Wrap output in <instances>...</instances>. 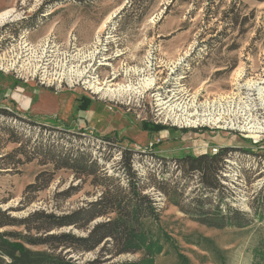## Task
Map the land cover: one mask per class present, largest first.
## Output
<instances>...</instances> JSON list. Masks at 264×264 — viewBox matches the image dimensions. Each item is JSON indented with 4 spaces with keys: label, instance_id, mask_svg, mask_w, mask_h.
Returning <instances> with one entry per match:
<instances>
[{
    "label": "rangeland",
    "instance_id": "obj_1",
    "mask_svg": "<svg viewBox=\"0 0 264 264\" xmlns=\"http://www.w3.org/2000/svg\"><path fill=\"white\" fill-rule=\"evenodd\" d=\"M6 11L0 211L22 224L0 234L73 264H264V1L0 0ZM211 143L236 148L216 187L173 159ZM115 185L147 196L140 248L62 239L115 217L85 219ZM219 211L233 225L202 221ZM64 216L75 224L50 227Z\"/></svg>",
    "mask_w": 264,
    "mask_h": 264
},
{
    "label": "trees",
    "instance_id": "obj_2",
    "mask_svg": "<svg viewBox=\"0 0 264 264\" xmlns=\"http://www.w3.org/2000/svg\"><path fill=\"white\" fill-rule=\"evenodd\" d=\"M264 1V0H256ZM233 146H220L216 153H200V154H191L185 153L182 156L174 157L177 167L182 168L185 174H188L189 177H198L200 181L207 183L210 186H217L216 176L218 171L222 167V161L224 157L227 156L229 152L234 150ZM247 153H250V150H244ZM126 155L123 161L127 173H130L131 176V164H130V155L131 151L127 150L124 152ZM74 162L79 163L81 160L74 159ZM61 167L75 169L77 172L84 171V167L79 166L78 168L71 163H61ZM91 165V164H90ZM135 176V175H134ZM105 187V186H104ZM113 188L107 186L105 188V194L103 202V208L95 210V205H92L91 208H88L85 213L86 222L114 213L115 217L108 220L107 222H100L95 224L91 230L88 232V235L83 238H75L71 235H63L62 239L70 241L71 243H76L82 246L83 251H92L101 244H107V238L111 240L117 239V235L121 234L124 239V244L121 249L117 250L114 255H119L122 253L130 252L134 249L140 248V234H138L135 227L136 218L140 214L142 203L147 200V196L142 195L137 187H134L133 197L125 198V196L120 192L119 186H112ZM216 217L212 215L203 214L204 218L213 217L211 220L203 219L205 224L210 226H215L222 228L224 226L233 225L231 218L218 212ZM46 218H51L52 216L46 215ZM75 219H72L71 216H64L58 219V222H55L53 227H62L65 225L75 224ZM21 221L16 219H11L5 217V214L0 211V227L1 226H11V225H20ZM239 224H242L239 222ZM248 224V223H247ZM3 236H9L4 238ZM141 236H143L141 234ZM19 236L16 234H0V264H73L69 261L58 256H54L51 253L43 251H32L29 248L25 247L24 243L21 242ZM40 239L28 240L32 245L42 244ZM74 245V244H73ZM131 264V263H130ZM146 264V263H144Z\"/></svg>",
    "mask_w": 264,
    "mask_h": 264
},
{
    "label": "bare ground",
    "instance_id": "obj_3",
    "mask_svg": "<svg viewBox=\"0 0 264 264\" xmlns=\"http://www.w3.org/2000/svg\"><path fill=\"white\" fill-rule=\"evenodd\" d=\"M12 12L11 11H6L4 13L0 14V24H2L3 22H5L6 20H8L9 18H11ZM15 16H13L12 18H14ZM104 89L102 88H97L95 92H102ZM119 90H112V89H106L105 94H110V92H112L113 94L117 93ZM192 123H195L194 121ZM201 123H203V121H201ZM191 124V123H190ZM193 125V124H192ZM257 130V129H256ZM250 131V130H249ZM253 131V130H252ZM260 132V131H259Z\"/></svg>",
    "mask_w": 264,
    "mask_h": 264
},
{
    "label": "built area",
    "instance_id": "obj_4",
    "mask_svg": "<svg viewBox=\"0 0 264 264\" xmlns=\"http://www.w3.org/2000/svg\"><path fill=\"white\" fill-rule=\"evenodd\" d=\"M218 146L210 145V144H203L198 147V153H216L218 150Z\"/></svg>",
    "mask_w": 264,
    "mask_h": 264
},
{
    "label": "crops",
    "instance_id": "obj_5",
    "mask_svg": "<svg viewBox=\"0 0 264 264\" xmlns=\"http://www.w3.org/2000/svg\"><path fill=\"white\" fill-rule=\"evenodd\" d=\"M211 144H212V145H215V146H218V147H220V146H229V145H230V144H223V145H221V144H220V145L217 144V145H216V144H213V143H211Z\"/></svg>",
    "mask_w": 264,
    "mask_h": 264
}]
</instances>
